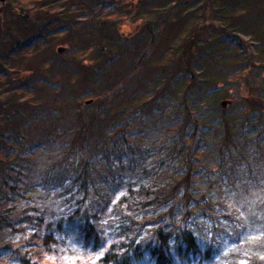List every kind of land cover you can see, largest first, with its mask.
Here are the masks:
<instances>
[{
	"label": "trees",
	"instance_id": "1",
	"mask_svg": "<svg viewBox=\"0 0 264 264\" xmlns=\"http://www.w3.org/2000/svg\"><path fill=\"white\" fill-rule=\"evenodd\" d=\"M257 216L264 0L0 1V264H264Z\"/></svg>",
	"mask_w": 264,
	"mask_h": 264
},
{
	"label": "rangeland",
	"instance_id": "2",
	"mask_svg": "<svg viewBox=\"0 0 264 264\" xmlns=\"http://www.w3.org/2000/svg\"><path fill=\"white\" fill-rule=\"evenodd\" d=\"M200 16L201 17H198V19H195L193 22H190V24L188 25V27H186L185 29H184V34L186 35L188 32H189V30H191L192 28H194L195 26H199L203 21H204V15L203 14H201L200 13ZM209 17H211V15H208ZM138 22V20H134V16H133V14H131V15H129L128 17L127 16H125V17H123L119 22H118V26H119V28H120V31L122 30V31H128V32H130V33H132L131 35L133 36V34H135V33H133V24L135 23H137ZM206 32L208 31V28H206V29H204ZM135 32V31H134ZM59 40H61L60 38H58ZM182 39H179L178 41H177V43L179 42V41H181ZM176 43V44H177ZM60 46H62V45H60ZM58 46H56L55 47V51H56V48H57ZM65 50V49H64ZM63 50V51H64ZM62 51V52H63ZM62 52H59V53H62ZM83 54V53H82ZM79 56H81L80 55V53H79ZM85 56H88V55H85ZM257 56V55H256ZM50 57V56H49ZM258 57V56H257ZM136 59H137V57H136ZM84 100V99H83ZM118 100V101H117ZM115 101H117V103H115ZM105 104H107V108H105L104 107V109H108V103H105ZM104 104V105H105ZM112 104L113 105H115L114 107H116V106H119L120 105V107L122 106V104H123V102L121 101V100H119L118 99V97H115L114 99H113V102H112ZM113 109V107L111 108V110ZM113 111V113L115 112L114 110H112ZM112 111L111 112H108V111H102V114H104V115H106V116H109L110 114H112ZM55 114V113H54ZM237 119H240L239 117H237ZM123 120H124V117L122 118V119H119L118 120V123H120V122H123ZM34 142V141H33ZM50 148V147H49ZM49 150V149H48ZM49 152V151H48ZM41 160H40V164L39 165H41V163H43L44 161H46V160H48V156L46 155V156H42L41 158H40ZM203 188V186L201 187V189ZM228 201H229V203L230 204H232V206L233 207H237V204H236V202H235V198L233 199V197L231 198V197H228ZM242 202H243V200H242ZM237 209V208H236ZM241 216L243 217V215L241 214ZM254 217H255V214H254ZM256 221H257V224H256V229H260V227L262 226L263 227V229H264V226H263V222H264V217L263 216H257L256 218ZM226 227V226H225ZM224 227V225H222V223H216V229H215V231L213 232V234H214V237H222L223 239L222 240H225L224 241V243H223V252H225L224 253V256H225V258H226V261H230V259H233L232 258V253H234L235 251H237V249H240V246H242L243 244H245V242L246 241H248V240H254L255 239V236L256 235H258V232H254L253 231V228H252V226H250V224L247 226V228H246V230L244 231V238H243V240H239V242L238 241H231V240H234V236H232L231 234H230V236H228L227 234L231 231L230 230V228H226V229H224V233L223 232H221V229H223V228H225ZM221 228V229H220ZM264 232V231H263ZM261 233V232H260ZM237 235H235V237H236ZM244 246V245H243Z\"/></svg>",
	"mask_w": 264,
	"mask_h": 264
},
{
	"label": "water",
	"instance_id": "3",
	"mask_svg": "<svg viewBox=\"0 0 264 264\" xmlns=\"http://www.w3.org/2000/svg\"><path fill=\"white\" fill-rule=\"evenodd\" d=\"M0 1H5V0H0ZM64 49H65L64 46H59V47L57 48L58 52H62ZM229 103H230V100H228V99H224V100H222L221 105H222L223 107H226Z\"/></svg>",
	"mask_w": 264,
	"mask_h": 264
}]
</instances>
